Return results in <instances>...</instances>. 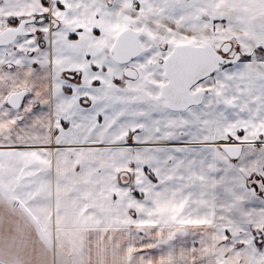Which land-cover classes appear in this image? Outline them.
<instances>
[{
    "label": "snow or ice",
    "instance_id": "1",
    "mask_svg": "<svg viewBox=\"0 0 264 264\" xmlns=\"http://www.w3.org/2000/svg\"><path fill=\"white\" fill-rule=\"evenodd\" d=\"M53 177L119 264H264V0H0V199Z\"/></svg>",
    "mask_w": 264,
    "mask_h": 264
},
{
    "label": "crops",
    "instance_id": "2",
    "mask_svg": "<svg viewBox=\"0 0 264 264\" xmlns=\"http://www.w3.org/2000/svg\"><path fill=\"white\" fill-rule=\"evenodd\" d=\"M51 193L31 208L0 199V264H119V234L99 231L63 189L58 201L54 177Z\"/></svg>",
    "mask_w": 264,
    "mask_h": 264
}]
</instances>
